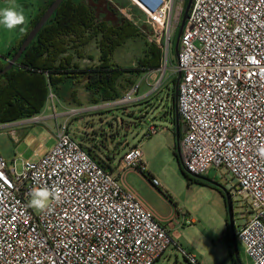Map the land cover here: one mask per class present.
<instances>
[{
  "label": "built area",
  "instance_id": "1",
  "mask_svg": "<svg viewBox=\"0 0 264 264\" xmlns=\"http://www.w3.org/2000/svg\"><path fill=\"white\" fill-rule=\"evenodd\" d=\"M129 1L152 28L166 68L182 5ZM175 69L174 112L186 126L178 143L182 164L194 176L226 172L229 197L246 213L236 239L251 264H264V0H192ZM139 88L136 83L91 110L129 105ZM15 164L0 156V264H155L169 248L198 264L123 182L127 172H146L139 147L122 156L114 174L71 136L65 121L56 123L54 145L41 158L22 161L19 171ZM150 183L160 187L153 177ZM45 185L60 189L61 202L35 213L29 193Z\"/></svg>",
  "mask_w": 264,
  "mask_h": 264
},
{
  "label": "rangeland",
  "instance_id": "2",
  "mask_svg": "<svg viewBox=\"0 0 264 264\" xmlns=\"http://www.w3.org/2000/svg\"><path fill=\"white\" fill-rule=\"evenodd\" d=\"M45 0H0V7L15 5L21 9L26 17H36L41 9L40 4ZM88 4L100 6L109 2L119 16L131 19L139 31L138 37L120 46L112 57V64L120 68H143L141 64L144 52L154 45L153 30L147 23L143 13L131 4L129 0H82ZM173 0L174 9L178 3L182 5L179 16L181 22L184 2ZM138 3H140L138 1ZM100 18L103 16L100 14ZM26 25V22L25 24ZM8 30L0 26V58L7 52V43L16 36L18 30ZM178 28L171 37L165 68L164 55L161 54L159 69L144 70L135 75L132 84L121 76L117 81L120 95L125 93L133 84L139 83L140 88L135 95L138 98L129 105L108 106L96 111H84L71 114L70 111L81 107H88L89 98L85 94L84 83L72 80L73 85L67 88L51 91L54 97H47L45 107L35 120H18L0 124V156L11 167L16 160V169L20 170L22 161H36L41 158L53 145L56 123L67 121L68 130L90 155L108 166L120 165L122 156L134 145L143 153L146 174L140 171L127 172L123 182L142 199L154 213L174 219L175 228L183 233L185 238L193 241L197 237H205L210 245L204 256L208 264H251L247 258L243 244L236 239L233 250L234 263L231 256L229 241L223 238L225 230L231 236L229 219L231 218L234 233L242 223L245 209L230 198V211L226 204L225 193L229 192L228 176L226 172L214 170L200 176L199 182H189L181 174L174 152H179L176 143V123L173 108V80L178 74L175 72L177 57L174 52ZM80 68L96 67L100 62V55L96 41H91L83 48V57L74 59ZM165 70V71H164ZM164 72V74H163ZM162 78V81L160 82ZM48 107V109H47ZM60 114L61 117L58 115ZM57 115L58 118H55ZM49 116V117H48ZM183 124L179 121V127ZM180 129V134L182 135ZM96 139L97 147L91 143ZM180 139V138H179ZM117 174L118 170H110ZM155 178L160 187H154L150 178ZM30 199V197H29ZM28 199V200H29ZM35 213H39L32 209ZM231 242V240H230ZM236 253V256H235ZM177 264H188L177 252ZM175 260V258H174ZM157 264V263H155ZM171 264H175L172 262Z\"/></svg>",
  "mask_w": 264,
  "mask_h": 264
},
{
  "label": "trees",
  "instance_id": "3",
  "mask_svg": "<svg viewBox=\"0 0 264 264\" xmlns=\"http://www.w3.org/2000/svg\"><path fill=\"white\" fill-rule=\"evenodd\" d=\"M53 1L44 2L36 17L29 22L26 32L4 56H1L6 61L0 59V71L7 66V61L13 57ZM186 4L187 0L184 6ZM100 14L103 18H100ZM138 35L137 27L123 16H119L109 2L97 6L82 0L62 1L24 50L17 64L0 76V124L33 118L40 114L45 107L49 91L56 88L58 91L61 88L66 89L68 83L73 85L72 80L84 83L91 104L118 100L124 94L120 95L117 88V81L121 76H124L130 85L133 77L144 70V67L158 70L161 65V52L155 45L145 50L144 58L139 64L143 68L125 69L112 64L115 51ZM91 41L97 43L99 65L80 68L74 59L83 57V48ZM176 80L177 78L173 80V84ZM174 122L176 123V120ZM181 136L180 134L179 138ZM84 149L90 155L88 150ZM174 155L185 179L189 182H199L200 176L189 174L178 153L174 152ZM97 162L109 169L107 165ZM227 233L225 230L223 238L229 241L234 263V248Z\"/></svg>",
  "mask_w": 264,
  "mask_h": 264
},
{
  "label": "crops",
  "instance_id": "4",
  "mask_svg": "<svg viewBox=\"0 0 264 264\" xmlns=\"http://www.w3.org/2000/svg\"><path fill=\"white\" fill-rule=\"evenodd\" d=\"M46 1V0H45ZM44 1V2H45ZM44 2H42L40 4V8H42V6L44 5ZM32 17H29L28 20L26 21V25H24L22 27V29L18 30L17 34L15 37H13L12 39H10V41H8L7 43V51L9 50V48L15 43L17 42L20 37L26 32V29L28 27L29 22L32 20ZM7 53V52H6ZM2 59V58H0ZM3 61H6L5 59H2ZM85 94H87L85 92ZM88 96V95H87ZM113 101H109V102H97L95 104H88V107L86 108H90V110L88 111L89 113L94 111L91 110V108L95 107V106H100V105H104L107 103H111ZM81 108V107H78ZM104 109V108H103ZM96 111V110H95ZM49 117V116H48ZM90 141L91 143L99 150L100 154H105L104 151H101V149L99 147H97V140L93 139L90 137ZM132 147H138L136 145L132 146ZM108 168L109 170H120V165L116 166V167H111L110 164H108ZM118 173V172H117ZM138 200L146 207L148 208L156 217V219H158L171 233L172 237L175 239V241L189 254L193 255L197 261L198 264H208L206 261V258L204 256L206 250L208 249V246L206 245H210L209 244V240L206 239L205 237H197V239L195 241H193V239L191 238H185L183 233H181L179 230H177L175 228V224H168V219L170 218L168 217H163L157 213H154L151 208L149 207V205H147L142 199H140L137 196ZM176 251L173 248H169L157 261V264H171L172 262H175V264L178 263V259L176 256ZM175 258V260H174Z\"/></svg>",
  "mask_w": 264,
  "mask_h": 264
},
{
  "label": "water",
  "instance_id": "5",
  "mask_svg": "<svg viewBox=\"0 0 264 264\" xmlns=\"http://www.w3.org/2000/svg\"><path fill=\"white\" fill-rule=\"evenodd\" d=\"M64 0H54L51 5L48 7V9L44 12V14L41 16V18L38 20L34 28L30 31V33L27 35L25 40L22 42L21 46L19 49L16 51V53L13 55V57L7 61V66L0 71V76L5 74L7 71H9L14 65L17 64L20 56L24 52V50L28 47V45L31 43V41L36 37L37 33L40 31V29L43 27V25L48 21V19L54 14L55 10L58 8V6L61 4V2ZM192 0H187V4L185 6V9L183 11V16L181 19V22L178 27V32L176 36V41H175V47H174V52L176 54V57L178 55V46H179V39L182 34L185 22L188 17V11L190 9ZM179 81V76H177V80L174 85V90H173V103H174V108L176 106V97H177V85ZM175 120H176V143L179 141L180 137V129L182 132L186 130V126L182 125L181 128L179 127V120L177 114H175ZM225 198H226V204L228 207V211H230V197L228 193H225ZM229 225H230V230H231V241H232V246L235 250L236 247V236L232 227V221L231 218L229 219ZM236 254V253H235Z\"/></svg>",
  "mask_w": 264,
  "mask_h": 264
},
{
  "label": "clouds",
  "instance_id": "6",
  "mask_svg": "<svg viewBox=\"0 0 264 264\" xmlns=\"http://www.w3.org/2000/svg\"><path fill=\"white\" fill-rule=\"evenodd\" d=\"M26 17L21 9L14 4L11 6L0 7V26L8 30H14L24 25ZM264 155V150H261ZM30 199L27 206L41 213L51 211L53 202L59 204L61 202V191L57 187L49 188L48 186H40L33 188L29 193Z\"/></svg>",
  "mask_w": 264,
  "mask_h": 264
}]
</instances>
